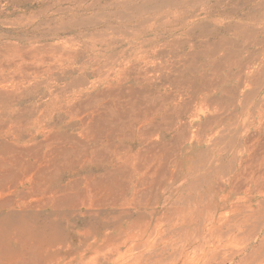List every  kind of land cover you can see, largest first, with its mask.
Returning <instances> with one entry per match:
<instances>
[{
  "label": "rangeland",
  "instance_id": "374dc122",
  "mask_svg": "<svg viewBox=\"0 0 264 264\" xmlns=\"http://www.w3.org/2000/svg\"><path fill=\"white\" fill-rule=\"evenodd\" d=\"M0 264H264V0H0Z\"/></svg>",
  "mask_w": 264,
  "mask_h": 264
}]
</instances>
